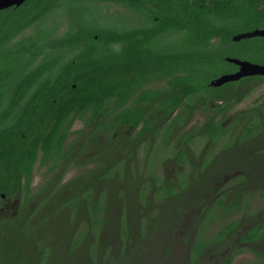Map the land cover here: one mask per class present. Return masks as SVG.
<instances>
[{
	"label": "trees",
	"instance_id": "obj_1",
	"mask_svg": "<svg viewBox=\"0 0 264 264\" xmlns=\"http://www.w3.org/2000/svg\"><path fill=\"white\" fill-rule=\"evenodd\" d=\"M80 1L114 4L132 17L88 20L82 12L94 14L80 5L64 21L49 20L72 0H25L0 10V264L43 263L39 240L30 233L41 223L34 222L36 214L50 209L52 199L58 203L54 213L84 214L91 230L101 224L96 197L106 181L125 171L138 141L143 139L145 151L158 136L163 145L195 111L204 114L197 133L194 127L181 133L170 149L182 167L194 139H223L225 114L264 84V76H249L210 85L237 71L227 59L264 66V37L232 40L264 29V0ZM161 82V88L147 87ZM253 103L232 117L230 124L240 129L230 143L264 133V90ZM75 121L81 128L70 131ZM71 133L76 139L64 149ZM89 149L96 151L92 159L84 154ZM122 150L124 160L117 162ZM83 162L96 165L58 186L68 167ZM35 164L49 175L39 199L29 193ZM166 183L164 178L158 186L164 198L171 196ZM215 207L224 215L231 209L219 198L204 210L207 218ZM235 227L226 224L216 241ZM263 234L261 221L238 239L249 244ZM203 244L195 241L194 255ZM239 252L236 247L230 255Z\"/></svg>",
	"mask_w": 264,
	"mask_h": 264
},
{
	"label": "rangeland",
	"instance_id": "obj_2",
	"mask_svg": "<svg viewBox=\"0 0 264 264\" xmlns=\"http://www.w3.org/2000/svg\"><path fill=\"white\" fill-rule=\"evenodd\" d=\"M77 1L67 3L49 20L64 21L68 12L75 14L80 5L94 14L82 12L88 20H115L113 14L132 17L114 4L99 7ZM163 86L161 82L147 87ZM263 90L264 84L225 114L227 132L223 139L215 143L194 139V145L185 149L187 159L182 167L171 159L170 149L181 133L192 127L197 133L205 120L204 114L195 111L166 138L165 148L160 144V136L148 151L144 150L143 139L138 141L125 171L106 181L101 195L96 197L101 212L95 218L101 224L91 230L83 222L84 214L74 217L65 210L54 213L52 210L58 203L52 199L47 204L50 209H41L36 214L34 222L41 220V223L30 233L42 247L45 256L42 264H264V234L249 244H241L238 239L246 229L264 221V133L242 144L229 141L240 129L235 123L230 124L232 117L248 110ZM80 128L81 124L75 121L71 131ZM75 139L71 133L64 149L71 148ZM93 148L100 150L97 146ZM94 150L86 151L85 157L92 159ZM124 154L125 150L119 152L117 162L124 160ZM95 165L83 162L81 167H68L58 186ZM48 176L35 164L29 193H38L39 199ZM164 178L171 191L168 198L158 189ZM219 198L228 202L231 209L224 215L215 207L207 218L204 210ZM13 206L12 201L8 207L11 210ZM230 222L236 224L234 231L216 241L220 230ZM195 241L204 243L199 255L193 252ZM236 247L240 248L239 254L230 255ZM228 257L231 258L226 263Z\"/></svg>",
	"mask_w": 264,
	"mask_h": 264
},
{
	"label": "water",
	"instance_id": "obj_3",
	"mask_svg": "<svg viewBox=\"0 0 264 264\" xmlns=\"http://www.w3.org/2000/svg\"><path fill=\"white\" fill-rule=\"evenodd\" d=\"M25 0H0V10L9 8L12 6H19ZM252 37H264V29L253 30L251 32L236 35L232 38L233 41H238L240 39L252 38ZM228 62L236 65L238 70L233 74L222 75L219 78L210 82L211 86L219 87L224 83L237 81L244 77L249 76H264V66L252 64L246 61H240L237 59H227Z\"/></svg>",
	"mask_w": 264,
	"mask_h": 264
},
{
	"label": "flooded vegetation",
	"instance_id": "obj_4",
	"mask_svg": "<svg viewBox=\"0 0 264 264\" xmlns=\"http://www.w3.org/2000/svg\"><path fill=\"white\" fill-rule=\"evenodd\" d=\"M238 68V67H237ZM238 70V69H237ZM226 75V74H225ZM72 128V127H71ZM71 131V130H70ZM75 131V130H74ZM37 166H38V164H37ZM9 208V207H8Z\"/></svg>",
	"mask_w": 264,
	"mask_h": 264
}]
</instances>
